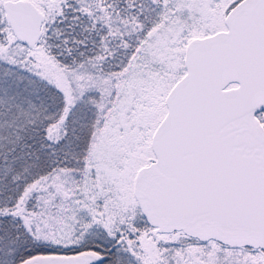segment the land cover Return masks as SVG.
Wrapping results in <instances>:
<instances>
[{
  "label": "snow or ice",
  "instance_id": "1",
  "mask_svg": "<svg viewBox=\"0 0 264 264\" xmlns=\"http://www.w3.org/2000/svg\"><path fill=\"white\" fill-rule=\"evenodd\" d=\"M0 264H264V0H0Z\"/></svg>",
  "mask_w": 264,
  "mask_h": 264
}]
</instances>
